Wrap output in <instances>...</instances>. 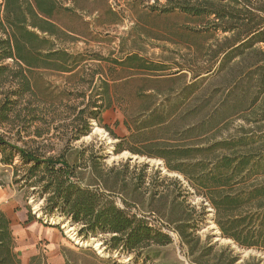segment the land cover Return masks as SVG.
Here are the masks:
<instances>
[{
	"label": "trees",
	"instance_id": "obj_1",
	"mask_svg": "<svg viewBox=\"0 0 264 264\" xmlns=\"http://www.w3.org/2000/svg\"><path fill=\"white\" fill-rule=\"evenodd\" d=\"M115 2L1 0L0 124L10 126L8 134L17 121L18 135L35 136L23 141L22 146L11 143L10 134L7 139L0 138L3 162L11 165L18 156L22 164L14 167V172L21 170L24 186L34 188L32 193L44 199L42 210L61 213L79 226L81 235H107L111 249L132 252L165 246L173 242L171 232L194 264H264V259L256 256L239 262L231 248L201 241L196 231L204 207L197 210L187 203L189 189L181 179L159 169L147 171L145 163H95L94 155L85 158L88 149L74 151L69 146L71 139L78 140L87 133L91 119L100 121L104 111L121 108L128 135L119 138L115 152L129 150L162 159L166 171L180 174L208 202L222 237L264 254V0H154L148 9L160 14L178 12L205 24L203 32L214 37L209 46L212 62L204 69L211 74L199 77L202 70H195L193 82L181 90L183 101L178 107L167 101L143 104L135 111L122 101L114 104L110 93L111 88L127 86L130 78L100 76L101 93L74 116L70 138L53 153L44 149L42 142L49 139L44 125L49 127V123L42 116L55 103L38 98L34 74L44 70L77 72L82 53L61 47L67 42L61 38L85 33L82 14L118 17L120 9H115ZM143 61L137 53H127L115 63L121 70H129L137 67L134 62L144 66ZM142 78L143 82L150 81L149 77ZM217 79L225 85V96L214 101L211 85ZM92 82L93 77L86 89H81L80 104H84ZM151 89H155L153 95L161 94L160 86H144L140 93L150 96L146 91ZM188 116L192 122L182 133L214 130L209 142L191 146L152 137ZM233 116L243 124L226 136L217 135ZM78 125L82 129H77ZM103 127L113 135L108 125ZM117 198L123 206L117 204ZM33 218L30 215L28 220ZM31 260L40 263L37 256ZM0 264H21L11 222L1 210Z\"/></svg>",
	"mask_w": 264,
	"mask_h": 264
},
{
	"label": "rangeland",
	"instance_id": "obj_2",
	"mask_svg": "<svg viewBox=\"0 0 264 264\" xmlns=\"http://www.w3.org/2000/svg\"><path fill=\"white\" fill-rule=\"evenodd\" d=\"M153 1L116 0L115 4H118V7L115 9H120L116 18L108 14L99 17L97 12L82 14L83 20L86 21L85 33L70 34L69 38H61L67 40L61 44V47H65L71 53H82L79 70L73 73L44 70L34 74L38 98L55 103L50 111L42 116L49 123V127L44 125L45 129L48 128L46 138L49 139L42 142L46 151L53 153L59 150L66 139L70 138L73 133L71 130L74 127L72 124L74 116L87 101L96 100L101 93L98 81L100 76L108 79L117 76L129 77L130 82L127 86L111 88L110 93L114 104L116 101H122L135 111L143 104L152 105L167 101L178 107L183 101L181 90L193 82V72L201 69L202 73L199 77L211 74L204 73V69L212 62L209 46L213 44L214 37L209 32H203L205 24L178 12L160 14L152 11L147 6ZM127 53H137L141 56L144 66L139 64L140 62H134L133 65L137 67L121 70V66L117 65L115 60H121ZM146 66L159 70L148 72L141 68ZM91 77L93 82L87 90L84 104H80L82 98L79 93L81 89H86L87 81ZM142 77H149L151 82H143ZM144 86H160L161 94L153 95L155 88L146 91L150 96H145L140 93ZM211 86L213 95L216 94L214 101L225 96L223 93L225 85L220 79L214 81ZM66 103L74 108L65 106ZM91 110L95 108L92 107ZM100 117V121L91 119L85 135L78 140H70L69 146L72 150L86 148L88 150L84 154L85 158L92 154L97 161L95 163H103L106 166L119 163H145L147 171L159 169L162 174L181 179L189 189L187 203L194 205L197 210L204 207V215L197 217L196 233L201 241L209 240L214 245L215 239L212 238V234L219 230L213 221L214 212L208 202L201 195L196 194L180 174L166 171L162 159L135 154L129 150L115 152L119 138L128 135L123 124L124 115L121 108L108 109ZM235 117H231L227 127L217 135L226 136L228 132L243 124L242 119ZM191 122V116L181 118L175 126L155 133L152 137H164L168 139L169 144L186 143L191 146L209 142L214 130L202 134L196 129L182 133ZM14 125L12 132L8 134H10V142L15 146H22L23 141L35 138L34 135L28 137L23 134L18 135L16 133L18 122L15 121ZM103 125H108L114 136ZM9 129L11 130L10 126L0 124V138L7 139ZM77 129L82 128L78 125ZM4 158L0 151V205L8 208L10 214L13 213L14 229H25L26 219L31 215L34 217V222L41 226L52 227L56 233L57 248L52 252L45 248L39 250L36 256L40 263L30 258L24 260L28 261V264H194L185 255L177 235L171 232L172 243L132 252L120 248L111 249L106 243L107 235L79 234V226L61 213L46 214L42 210L44 199L32 193L34 188L24 186V182L20 180L21 170L18 169V174L14 172V167L19 168L22 164L19 157L15 156L11 165L5 164ZM116 202L119 206H123L118 198ZM131 209L134 211V208ZM69 225L75 231L78 242L67 233ZM222 238L223 240L215 247L226 246L229 243L226 238Z\"/></svg>",
	"mask_w": 264,
	"mask_h": 264
},
{
	"label": "crops",
	"instance_id": "obj_3",
	"mask_svg": "<svg viewBox=\"0 0 264 264\" xmlns=\"http://www.w3.org/2000/svg\"><path fill=\"white\" fill-rule=\"evenodd\" d=\"M0 210L6 214L11 222V229L15 237V249H17L15 251L19 254L21 264H28V261L24 260L36 256L39 250L43 248L50 252L57 248L56 233L52 227L41 226L34 222L35 220L33 218L31 220L26 219V221H28L27 224H25V229H14V224L12 223L13 213L10 214L8 208L2 205H0Z\"/></svg>",
	"mask_w": 264,
	"mask_h": 264
},
{
	"label": "water",
	"instance_id": "obj_4",
	"mask_svg": "<svg viewBox=\"0 0 264 264\" xmlns=\"http://www.w3.org/2000/svg\"><path fill=\"white\" fill-rule=\"evenodd\" d=\"M212 238L215 239L214 245H218L223 240L219 231H217V233H213ZM227 241L229 243L226 246L231 248L233 251L235 250L234 252L238 257L239 262H242L251 256L262 257L264 259V254L255 248L239 247L238 245L234 244L231 240L227 239Z\"/></svg>",
	"mask_w": 264,
	"mask_h": 264
},
{
	"label": "bare ground",
	"instance_id": "obj_5",
	"mask_svg": "<svg viewBox=\"0 0 264 264\" xmlns=\"http://www.w3.org/2000/svg\"><path fill=\"white\" fill-rule=\"evenodd\" d=\"M67 233L69 234V236L73 239V240H76L77 241V237H76V234H75V231L73 230L72 226L69 225L67 226ZM78 242V241H77ZM91 243L93 245V240H91ZM97 246V245H96Z\"/></svg>",
	"mask_w": 264,
	"mask_h": 264
}]
</instances>
